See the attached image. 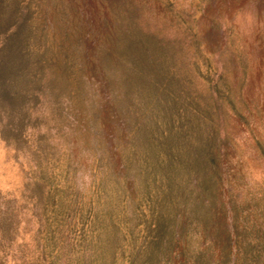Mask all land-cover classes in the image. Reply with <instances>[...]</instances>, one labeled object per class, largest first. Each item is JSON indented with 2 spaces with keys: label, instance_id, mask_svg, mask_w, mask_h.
<instances>
[{
  "label": "rangeland",
  "instance_id": "rangeland-1",
  "mask_svg": "<svg viewBox=\"0 0 264 264\" xmlns=\"http://www.w3.org/2000/svg\"><path fill=\"white\" fill-rule=\"evenodd\" d=\"M0 264H264V0H0Z\"/></svg>",
  "mask_w": 264,
  "mask_h": 264
}]
</instances>
